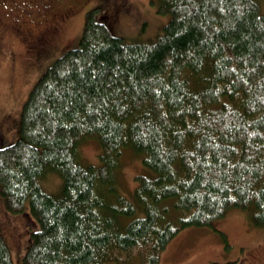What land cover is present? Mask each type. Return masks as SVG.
I'll return each mask as SVG.
<instances>
[{"label": "trees", "instance_id": "16d2710c", "mask_svg": "<svg viewBox=\"0 0 264 264\" xmlns=\"http://www.w3.org/2000/svg\"><path fill=\"white\" fill-rule=\"evenodd\" d=\"M156 12L169 15L162 33L138 44L88 10L77 47L30 90L16 140L0 148L2 206L29 219L21 264H158L178 233L230 209L264 226L259 3L158 0ZM89 140L98 166L79 161ZM124 151L157 174L135 177L134 203L115 177ZM49 171L57 197L39 183ZM0 264H12L1 235Z\"/></svg>", "mask_w": 264, "mask_h": 264}, {"label": "rangeland", "instance_id": "374dc122", "mask_svg": "<svg viewBox=\"0 0 264 264\" xmlns=\"http://www.w3.org/2000/svg\"><path fill=\"white\" fill-rule=\"evenodd\" d=\"M256 1L264 13V0ZM35 2L43 6L44 16L54 19L47 27L53 32L47 36L42 33V25L33 28L32 23L30 28L28 23L36 17ZM157 3L158 0H22L11 5L16 18L8 14L0 20V148L16 140L23 104L38 78L61 54L77 47L88 10L98 8L97 19L125 42L149 44L169 20L168 14L156 12ZM21 7L29 9L23 11ZM67 9L73 12L65 21ZM78 153L81 163L100 164L101 148L96 140L79 145ZM119 167L115 173L118 190L133 203L135 177L157 176L132 151L123 152ZM39 183L47 194L60 195L62 179L56 173L49 171ZM141 215L138 210L133 218ZM28 223L26 215H10L0 199V235L10 249L12 264H21L30 243ZM228 263L264 264V226L250 225L244 210L230 209L211 227L181 231L161 252L158 264Z\"/></svg>", "mask_w": 264, "mask_h": 264}, {"label": "flooded vegetation", "instance_id": "af4514ba", "mask_svg": "<svg viewBox=\"0 0 264 264\" xmlns=\"http://www.w3.org/2000/svg\"><path fill=\"white\" fill-rule=\"evenodd\" d=\"M21 1L22 0H0V20L3 19L4 17H6L8 14H12V8L10 7L11 5L15 6L17 4H20ZM34 6L38 7V9L35 11L36 17H32V18L30 17L31 19L28 20V23L30 24V28H31L32 23H33V25H32L33 28L37 27V24H40V25H42L41 26L42 27V33L44 36L51 34L53 31L50 29V27L49 28H47V27H48L49 23L54 19H51V18L43 15V6H39L38 2H35ZM69 7L73 8V5H71ZM20 9H22L23 11H27L29 8L21 7ZM31 12H33V11L31 10ZM72 12H73V10H71V9L66 10L65 21L72 14ZM12 16L14 19L16 18V15L12 14ZM48 38H50V36L47 37V39Z\"/></svg>", "mask_w": 264, "mask_h": 264}, {"label": "bare ground", "instance_id": "6f19581e", "mask_svg": "<svg viewBox=\"0 0 264 264\" xmlns=\"http://www.w3.org/2000/svg\"><path fill=\"white\" fill-rule=\"evenodd\" d=\"M138 217V216H137Z\"/></svg>", "mask_w": 264, "mask_h": 264}]
</instances>
